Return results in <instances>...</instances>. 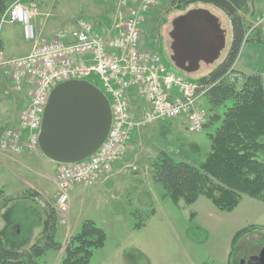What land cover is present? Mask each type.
Masks as SVG:
<instances>
[{"label": "rangeland", "instance_id": "374dc122", "mask_svg": "<svg viewBox=\"0 0 264 264\" xmlns=\"http://www.w3.org/2000/svg\"><path fill=\"white\" fill-rule=\"evenodd\" d=\"M140 1L14 0L12 3L36 8L33 25L36 33H40L39 38L46 41L53 36H66L82 18H97L103 14L100 18L106 21V27L110 28L115 21L116 30H120L122 11L138 6ZM248 3L247 11L239 12L247 29L246 41L226 75L227 81L237 87L248 75L264 77V21L259 20L264 11V0H249ZM196 7L206 8L219 18L226 30V46L213 64H201L196 72L186 74L171 60L168 33L174 17ZM95 26L99 34L112 30ZM10 28L6 23L0 25L1 61L15 56V43L27 42L19 30L11 31ZM141 29V46L157 52L169 71L188 79H197L212 71L225 58L232 37L230 18L219 8L199 2L186 5L182 0H154L143 18ZM112 34L117 33L113 30ZM1 69L5 75L1 97L11 104V109L17 110L26 100V92L14 90L9 69L0 65V72ZM198 85V103L206 112V122L201 131L186 130V122L180 118L147 124L133 135L126 155L122 156L125 157L122 163L130 164L128 168L116 176L110 175L108 181L86 194L82 192V186L70 187L67 190L68 211L65 213L58 211L59 190L51 180L42 182L41 202L27 198L36 197L29 187L39 180L40 173L47 176L49 169L46 163H52L39 150L38 156L34 151H26L17 154L15 161L0 163V229L6 222L3 213L8 203L5 205L4 197H10L9 205H14V209L9 211L10 215L7 213L11 223L8 232L16 242L28 239L30 244L36 241L38 235L31 233L33 227L37 226L39 231L44 220H48L53 242L59 244L63 254L82 222L93 221L104 231L105 240L102 247L93 250L89 264H240L242 260L241 264H244L250 256L259 255L264 249L263 202L243 195L231 211H221L200 195L190 205L183 201L175 204L156 178V166L163 156L197 165L209 150V134L221 124L220 108L206 105V94L211 84ZM138 99H130L134 112L140 109V104L144 108L148 106L146 99ZM213 115H218V119L214 120ZM261 141L264 142V138ZM144 189L152 195L148 201L143 195H136V191ZM248 225L259 228L232 246L235 232ZM17 229L18 232H14ZM39 239L40 246L44 247L45 238ZM26 249L20 252L25 253ZM59 250L48 249L31 257L21 255L19 259L24 264H60Z\"/></svg>", "mask_w": 264, "mask_h": 264}, {"label": "built area", "instance_id": "2783aa9c", "mask_svg": "<svg viewBox=\"0 0 264 264\" xmlns=\"http://www.w3.org/2000/svg\"><path fill=\"white\" fill-rule=\"evenodd\" d=\"M153 4L154 0H141L128 8L115 36L99 34L90 20L81 19L66 39L40 40L33 25L36 8L18 2L0 18V24H20L23 38L31 43L27 54L3 63L9 69L12 88L26 86L29 98L18 113L17 126L0 128L1 151L38 149L42 112L58 83L95 78L110 101L111 125L99 148L87 159L62 164L57 171L60 213L68 211L70 187L109 175L135 131L157 120L183 117L189 131L199 132L206 122V112L198 104L200 86L169 71L158 53L141 46L143 16ZM259 20L264 21V12ZM130 96L147 100L140 115L131 110Z\"/></svg>", "mask_w": 264, "mask_h": 264}, {"label": "trees", "instance_id": "16d2710c", "mask_svg": "<svg viewBox=\"0 0 264 264\" xmlns=\"http://www.w3.org/2000/svg\"><path fill=\"white\" fill-rule=\"evenodd\" d=\"M14 0H0V17ZM210 4L223 11L229 18L232 37L225 58L207 75L191 79L196 83L211 84L206 94V105L220 108L221 124L209 134V150L197 165L174 161L168 156L160 158L156 166V178L165 194L177 204H192L203 195L221 211H231L243 195L264 203V77L252 74L245 77L240 87L229 83L230 72L242 44L246 41V26L239 12H246L249 0H182ZM90 83L99 87L95 78ZM218 119V115L212 116ZM10 199L5 200V205ZM5 210V225L0 229V264H24L22 255L38 256L44 250H59L53 242L50 223L44 220L36 241L28 239L16 242L8 232L10 221ZM192 215V214H191ZM259 227L248 225L235 232L231 245L241 237L253 233ZM44 237V247L39 238ZM104 231L93 221L85 220L63 250L60 264H89L93 250L102 247ZM27 248L25 253L20 252ZM21 256V258H22Z\"/></svg>", "mask_w": 264, "mask_h": 264}, {"label": "water", "instance_id": "95a60500", "mask_svg": "<svg viewBox=\"0 0 264 264\" xmlns=\"http://www.w3.org/2000/svg\"><path fill=\"white\" fill-rule=\"evenodd\" d=\"M169 32L171 60L185 73L217 61L226 46V30L208 9L190 10ZM111 124L108 99L93 84L68 80L50 92L40 122L38 146L49 160L73 164L92 155ZM264 249L260 253L262 255ZM264 264V258L253 264Z\"/></svg>", "mask_w": 264, "mask_h": 264}, {"label": "crops", "instance_id": "0c3cea01", "mask_svg": "<svg viewBox=\"0 0 264 264\" xmlns=\"http://www.w3.org/2000/svg\"><path fill=\"white\" fill-rule=\"evenodd\" d=\"M118 5H119V2H118ZM126 11H127V9H124L122 11V22L119 24V27H121V25L123 23V20H124ZM103 15L102 16L100 15L97 18L91 17L93 19H91V18L89 19L93 23L96 31L98 30L96 28V26H95L96 24H97V27L99 26V28H105L106 27V25H105L106 21H104L103 18H100V17H103ZM117 18H118V16H116V19ZM115 24H116L115 21H113L112 22V25L110 27V28H112L111 32H106L105 34H102V35H105V36H107V35H113L112 34L113 30L115 31V33L118 34L120 32V30H116ZM7 25L9 27H11L10 28L11 31L12 30L13 31L19 30L20 33H21V35L23 36L22 28H21V26L19 24H13V25L7 24ZM108 25L109 24L107 23V26ZM106 28L108 30L110 29L109 27H106ZM1 44H2V42H1V39H0V46H1ZM30 48H31V44L30 43H27V42L26 43H21V42L15 43V56H13L12 58L20 57V56H23V55L27 54L28 51L30 50ZM2 53L3 52H2V47H1V50H0V61H1V54ZM3 61H6V60H3ZM4 76L5 75L3 73V70L1 69V72H0V85H1V88H0V127H2V126L9 127V126H12L13 124H16L17 123V115H18V112L22 108L23 104H25V102L28 100V90H27V87H23L22 90H21V91H25L26 92V100H24L22 106L19 109H17V110L15 108L14 109H11V104L8 103L5 99H3L1 97V95L4 94V90H3V87H4ZM141 110L138 111L137 113L141 112ZM136 133L137 132L133 133V135L136 134ZM133 135L131 136L130 140H132ZM130 140H129V142H130ZM33 153H34L35 156H38V150H35ZM16 156H17V154L11 153L9 151H1L0 150V163L6 164L9 161H15L16 160ZM122 158L119 159L113 165L112 171L110 173L111 176L118 175L120 172H122L124 169L128 168V166L130 165L128 162L127 163L126 162L125 163H122V161H123V159L125 157L123 159ZM51 162L52 163H46L47 164V167L49 169L48 170L49 173H47V176H45L46 174L40 173L39 174V180L37 182L33 183V185L31 187H29V190L32 191L31 193H33V194L36 195V197H27V198H31L32 201H36V202L38 200H39L38 202H41L42 201V197L41 196H42V193L44 191V190H42V188H43L42 182L44 183V181L48 182V180L49 181L51 180L52 184H54L56 186V174H57V171H58L60 165L58 163L53 162V161H51ZM108 179H109V177L106 178L105 180L104 179L103 180L102 179H92L91 181H89V182H87L85 184L76 185V186L72 187V189L76 188L77 186H82L81 190H82V192L84 194H86L92 188L95 189L96 187H99L100 184H102L103 182L108 181ZM136 195H141V196L143 195L144 197H146L147 201L150 200L149 198L152 196L151 193H149V191H147L146 189L141 190V191H136ZM4 198L5 199H10V197H4ZM147 201L145 203H147ZM9 202H8V205H7V209H8V212L7 213L10 215L9 211L11 212V210L14 209V205H12V206L9 205ZM37 230H38L37 226H34L33 227V230L31 231V233L33 232V235H36V234L38 235L41 232L42 228L39 231H37ZM14 232H18V229L15 230ZM30 244H32V243H30ZM58 252L60 254V259H61L62 256H63L61 249Z\"/></svg>", "mask_w": 264, "mask_h": 264}, {"label": "flooded vegetation", "instance_id": "af4514ba", "mask_svg": "<svg viewBox=\"0 0 264 264\" xmlns=\"http://www.w3.org/2000/svg\"><path fill=\"white\" fill-rule=\"evenodd\" d=\"M201 8V7H200ZM199 7H196V8H191V9H188L187 11H185L184 13H182V14H180V15H178V16H176V17H174L173 19H172V21H171V29H170V31L172 30V28H173V23H174V21L175 20H179V21H176V25H178V24H181V21L183 20V17L190 11V10H194V9H200ZM201 9H206V8H201ZM211 12V11H210ZM169 31V32H170ZM168 36H169V33H168ZM170 38V37H169ZM171 43V42H170ZM181 72H184V71H182V70H180ZM264 258V253L262 254V255H254V256H250L249 258H248V260L244 263V264H253V263H255V262H257V261H259V260H262ZM241 263H243V260L241 261Z\"/></svg>", "mask_w": 264, "mask_h": 264}]
</instances>
